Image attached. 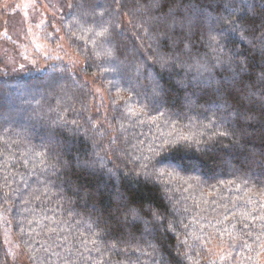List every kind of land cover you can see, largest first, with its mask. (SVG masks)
Listing matches in <instances>:
<instances>
[{
    "label": "trees",
    "instance_id": "16d2710c",
    "mask_svg": "<svg viewBox=\"0 0 264 264\" xmlns=\"http://www.w3.org/2000/svg\"><path fill=\"white\" fill-rule=\"evenodd\" d=\"M48 5L81 67L0 48V264H264V0Z\"/></svg>",
    "mask_w": 264,
    "mask_h": 264
},
{
    "label": "rangeland",
    "instance_id": "374dc122",
    "mask_svg": "<svg viewBox=\"0 0 264 264\" xmlns=\"http://www.w3.org/2000/svg\"><path fill=\"white\" fill-rule=\"evenodd\" d=\"M49 2L50 0L48 3L46 0H0V42L6 39L14 45L12 50L6 44H2L0 48L3 52H20L24 60L39 70L46 68L47 61H60L59 56L78 68L81 61L69 51L64 41L58 49L56 48L59 50L58 56L54 53L55 49L50 48L42 39L41 30L46 22L45 18L52 16ZM7 17L14 20L9 23ZM166 197L168 198V195ZM7 240L8 244L14 247L16 254H21V258L25 260V251L15 245L11 236L7 237Z\"/></svg>",
    "mask_w": 264,
    "mask_h": 264
},
{
    "label": "snow or ice",
    "instance_id": "6c2138e0",
    "mask_svg": "<svg viewBox=\"0 0 264 264\" xmlns=\"http://www.w3.org/2000/svg\"><path fill=\"white\" fill-rule=\"evenodd\" d=\"M158 3H159V0H153V5H154V6H155L156 4H158ZM68 6H69V8H72V7H73V4L70 3ZM100 15H103V13H100ZM107 31H108V30L105 28V29H103L102 31L98 32L97 35H99V36H105V35L107 34ZM262 38H264V37H262ZM166 67H170L169 61H167V60H162V61H161V68H162V69H165ZM182 67H183V65H182ZM192 67H193V66H188V70L191 71ZM196 70H197V73L200 74V68L197 67Z\"/></svg>",
    "mask_w": 264,
    "mask_h": 264
}]
</instances>
